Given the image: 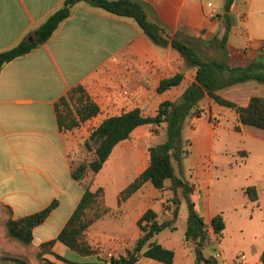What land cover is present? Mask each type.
Wrapping results in <instances>:
<instances>
[{
    "label": "crops",
    "instance_id": "obj_1",
    "mask_svg": "<svg viewBox=\"0 0 264 264\" xmlns=\"http://www.w3.org/2000/svg\"><path fill=\"white\" fill-rule=\"evenodd\" d=\"M64 1L0 0V52L12 48L24 39L29 40L32 33L52 13L62 7ZM139 1L143 3L149 21L162 26L171 36L181 32L186 36L211 41L222 39L226 31L222 17L224 8L217 9V15L212 14V9L207 6L211 1ZM214 8L216 9L215 5ZM238 11L237 4L231 15H237ZM241 16L242 22L247 20L244 13ZM248 33L249 27L246 23L232 24L227 43L230 63L235 60L241 62L239 63L241 65H246L264 54V32L262 31L258 40L249 37L248 40L245 39ZM178 73L184 75L182 83L165 91L161 94L162 98L155 100L161 80ZM195 75L196 69L188 66L177 50L171 45L167 47L156 45L132 18L116 16L84 2L76 4L69 18L59 26L48 42L31 53L7 63L0 72V204L11 208L12 219L43 210L58 196L52 195L49 200L42 202L37 192L40 190L60 192L59 181L66 172H69L71 179L74 180L72 178L74 151L78 149L80 142L89 141L92 132L106 118L119 116L136 108L141 109L146 115H155L162 102L180 100L195 81ZM79 85L83 86L87 95L99 106L100 113L79 128L63 131L58 124L56 103ZM117 87L120 88L122 96L117 93ZM124 90L128 91V95L123 94ZM221 92L222 90L219 93ZM206 98L209 97L203 100ZM150 107L153 108V112H147ZM222 108L224 107L219 108V111ZM207 116L206 112H202L199 118L191 119L196 129L192 130L194 135L191 139L190 155L196 151L198 167L195 170L204 183H207L205 181L207 178L209 182L211 181L214 168L204 164L202 155L205 151L201 153V150L208 147L212 149L216 142L215 130L206 119ZM90 124H94V129L88 131L87 127ZM148 127L151 126L137 128L130 139L121 142L120 152L123 154L120 159L123 161L129 159V167L134 168L136 173L126 186L115 187L117 196L149 165V146L145 150L142 143L149 137L156 136ZM242 127L245 126L241 125ZM199 128L202 131L196 132ZM129 141L134 144L127 148L126 143ZM115 148H119V144ZM114 162L113 157H110L103 169L96 174L101 187L102 177H110L112 170L116 168ZM170 185L171 181H166L164 190ZM190 186L193 188L191 198L195 202L194 197L198 199L201 196L202 187L197 190L196 185L190 183ZM244 188L246 187L242 188V192ZM146 191L152 198L154 193L163 190H157L147 182L129 197L124 205L134 214L137 223L146 212L143 210L145 202H148ZM165 193L171 194V191ZM82 196L78 195L72 202L71 209L64 218L59 214L62 206V202L59 201L58 207L48 219L34 229V239L28 248L40 251L42 244L56 239ZM246 197L244 203L253 204L247 195ZM184 202L183 199L182 203ZM235 207L237 204L232 203L231 208ZM149 208L154 209V205H150ZM199 214L206 221L215 216L213 213L208 217H205L203 212ZM168 217L169 215L166 216ZM8 218L9 215L4 217V225ZM16 247L20 251H15ZM68 251L71 250L61 242H56L51 248V252L64 257V253ZM263 251H260V257ZM26 252L27 248L18 243L12 245L0 242V258H24ZM52 256L47 254L44 258L56 262ZM145 260H149L148 264H154L153 260Z\"/></svg>",
    "mask_w": 264,
    "mask_h": 264
},
{
    "label": "trees",
    "instance_id": "obj_2",
    "mask_svg": "<svg viewBox=\"0 0 264 264\" xmlns=\"http://www.w3.org/2000/svg\"><path fill=\"white\" fill-rule=\"evenodd\" d=\"M87 3L92 7L101 8L108 13L120 17L132 18L140 28L160 46L171 45L185 59L188 66L196 69L195 81L184 92L180 100L162 102L155 115H146L139 108L124 112L119 116L106 118L91 134L90 142H96L94 158L88 162L80 163L72 167V178L83 182L88 173L98 174L110 159L115 147L123 141L131 138L132 133L141 126L159 128L167 124V139L163 143L149 146L148 167L121 192V200L125 201L136 193L147 182H150L157 190H164L166 181L170 180V190L173 194L171 203L175 206L172 211V219L159 221L158 213L149 208L139 219L137 225L141 236L137 239L133 249L127 250L125 256L113 258L112 264H137L141 259H150L163 264H175L176 253L165 247L156 237L163 231L177 230L176 222L180 216V205L184 199L188 207L187 230L185 239L195 241L196 264H217L214 256L206 258L203 246L209 239V229L222 241L226 229V221L223 213L215 215L210 221H206L196 209L192 200L193 188L189 182L183 180L176 173L173 161H181L184 150L181 146V129L184 120L188 117H198L195 112L200 102L209 97L217 105L236 111L238 123L236 131H240L241 125L260 129L264 132V96H252L246 106H240L236 102L223 97L219 92L227 87L257 81L264 84V54L258 56L254 61L246 65H231L230 52L227 47L228 35L234 21H232V10L239 0H225L224 18L226 31L222 39L206 41L202 38L186 36L178 32L174 36L169 35L159 24L149 21L144 5L139 0H65L62 7L52 13L33 33V41L22 40L17 45L0 52V72L4 66L16 58L25 56L41 45L48 42L59 26L69 18L72 8L78 3ZM212 46L220 58H206L204 50ZM184 80V75L178 73L172 77L161 80L157 92L164 93L179 86ZM74 101V106H71ZM58 124L61 130L70 131L79 128L82 124L96 117L100 113L99 106L87 95L83 86L79 85L70 90L66 96L61 97L56 103ZM85 191L69 218L63 230L54 240L41 245L38 258L43 259L44 254H52L56 262L45 259V264H99L96 261L75 262L51 252L56 242L66 245L71 251L82 257H91L95 251L83 241L84 232L102 215L97 214L94 218H88L91 209L99 205V188L92 191L89 186H84ZM245 193L251 202L259 201V193L256 186H248ZM181 195V196H180ZM59 200L55 199L43 210L12 219V210L4 206L10 214L5 223L7 236L20 246L28 248L34 239V229L42 225L51 213L58 207ZM61 263H59V262ZM260 262L264 264V251ZM0 264H28L21 257H1Z\"/></svg>",
    "mask_w": 264,
    "mask_h": 264
},
{
    "label": "rangeland",
    "instance_id": "obj_3",
    "mask_svg": "<svg viewBox=\"0 0 264 264\" xmlns=\"http://www.w3.org/2000/svg\"><path fill=\"white\" fill-rule=\"evenodd\" d=\"M206 1H211L216 7V11L224 8L225 0ZM238 5V14L232 16L231 20L235 24L246 23L248 25L249 33L246 34L245 39L248 40V37L254 40L260 39L262 31L264 32V0H239ZM242 13L247 16V20L244 22L241 21ZM203 54L206 58H220L212 46L207 47ZM239 63L241 62L231 61V65H241ZM116 91L122 96L119 87ZM220 94L240 106H245L252 96H264V84L251 80L227 87ZM160 98L162 95L158 93L155 100ZM71 106H74V101H71ZM219 108L221 107L213 100L206 98L199 104L195 112V115L199 114V117L202 112H206L208 115L206 119L209 120L216 133L214 147L201 150V153L205 151L202 155L204 164L214 168L211 181L209 182L207 178L205 180L207 183H204V180L199 177L198 171L195 170L198 167V160L195 159L196 151L190 155L191 139L194 135L192 130L196 129V126L192 125L191 117L184 120L181 129L183 158L181 161L174 160L173 163L179 177L196 185L197 190L202 187L201 196L198 199L194 197L197 201L195 202L198 212H203L205 217H208L211 213L217 215L223 211L226 221L224 238L222 241L219 240L213 229L210 228L209 239L202 248L204 256L206 258L214 256L217 264H247V261L249 264H262L259 262V255L260 251L264 250V132L250 126L242 127L240 131H236L235 127L239 125L236 111L228 108H222L219 111ZM152 109L150 107L147 112H153ZM148 128L156 137L151 136L142 143L145 150L148 146L163 143L167 139V124H163L159 128ZM200 128L196 132H201ZM93 129L94 124L88 125V131ZM87 142L89 141L80 142L78 149L74 151L72 167L94 158L97 144L91 141L89 148ZM133 144L134 142L129 141L126 143V147L129 148ZM121 147L120 143L119 148H115V154L111 155L116 168L112 170L110 177H102V187L94 173H88L83 182H78L72 180L69 172H66L59 181L60 192L57 190L37 192L42 202L49 200L52 195H57V199L62 202L59 214L64 218L69 213L72 202L78 198V195L82 196L85 191L84 186H89L94 192L99 188L103 190L99 196L101 202L89 211L88 218H94L97 214L102 216L84 232L82 237L83 241L95 251V255L82 257L73 251L64 253L65 257L71 261H96L99 264H112L113 258L125 256L127 250L133 249L142 234L134 214L124 206L127 200H121V194L117 196L115 190V187H124L131 182L136 173L134 168L129 167V159L128 161L120 159L123 154L120 152ZM252 185H256L259 201L245 204L244 201L247 199L245 189ZM243 187H246L243 189L244 193L242 192ZM169 190L168 187L166 190L154 193L152 198L148 191L145 192L148 202H145L143 210L154 205V210L158 213L161 222L172 219V211L175 208L171 203L172 192L167 195L165 193ZM232 203H236L237 207L232 209ZM187 214L188 207L184 202L181 206V215L176 222L177 230L174 232L165 230L156 237L165 247L175 251V264H196L197 245L195 241L185 239ZM6 215L10 216L8 210L0 204V242L15 245L17 243L6 236L3 220ZM167 215H169L168 218H166ZM14 249L20 251L17 247ZM37 253L38 251L27 248L25 260L28 264H45V258H38ZM46 255L47 253L44 254V256ZM52 259L55 257L52 256ZM147 262L149 260L141 259L138 264H148ZM153 262L154 264H163L157 261Z\"/></svg>",
    "mask_w": 264,
    "mask_h": 264
},
{
    "label": "built area",
    "instance_id": "obj_4",
    "mask_svg": "<svg viewBox=\"0 0 264 264\" xmlns=\"http://www.w3.org/2000/svg\"><path fill=\"white\" fill-rule=\"evenodd\" d=\"M207 6H208V8H211L212 9V14H214V15H217L218 14L217 11H216V9L214 8V5H213L212 2H209L207 4ZM123 94L124 95H128V91L127 90H124Z\"/></svg>",
    "mask_w": 264,
    "mask_h": 264
},
{
    "label": "water",
    "instance_id": "obj_5",
    "mask_svg": "<svg viewBox=\"0 0 264 264\" xmlns=\"http://www.w3.org/2000/svg\"><path fill=\"white\" fill-rule=\"evenodd\" d=\"M29 41H33V38L31 37V38H29Z\"/></svg>",
    "mask_w": 264,
    "mask_h": 264
}]
</instances>
